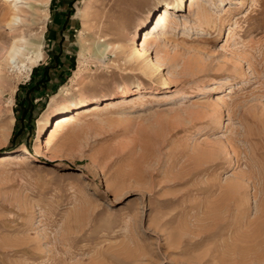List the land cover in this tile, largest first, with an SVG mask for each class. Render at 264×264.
Instances as JSON below:
<instances>
[{
  "label": "rangeland",
  "instance_id": "obj_1",
  "mask_svg": "<svg viewBox=\"0 0 264 264\" xmlns=\"http://www.w3.org/2000/svg\"><path fill=\"white\" fill-rule=\"evenodd\" d=\"M18 1L43 60L0 80V264H264V0H184L150 76L121 51L167 0ZM122 96L47 159L46 116Z\"/></svg>",
  "mask_w": 264,
  "mask_h": 264
},
{
  "label": "bare ground",
  "instance_id": "obj_2",
  "mask_svg": "<svg viewBox=\"0 0 264 264\" xmlns=\"http://www.w3.org/2000/svg\"><path fill=\"white\" fill-rule=\"evenodd\" d=\"M190 1L193 2L194 0H190ZM18 3H19L18 0H4L5 6L2 9V14L0 17L3 23L2 25L5 27L4 29L7 30V34H8L7 40L2 42V44L0 45V80H2L5 70L9 68L12 64L22 63L23 59H26L27 61H29L28 71L26 70V72L29 75V71L33 66H35V63H37L43 58L42 34L39 35V37L34 38L33 40L26 41L23 39L22 36H19L18 34L15 33V27L22 22V19L18 15V12L21 11V9L18 6ZM183 5H184V0L165 1L163 7H161L156 17L153 19L151 25L146 29V32L142 35L141 47L138 48L132 46L127 48L126 51L125 50L121 51L125 59L124 62L129 64L130 62L133 63L136 62L137 64H140L142 67V73H144L147 76L156 73L159 70V63L158 61L156 63H153L151 60L149 61L146 60L147 57L144 56V54L147 53L148 51L147 46L149 45L150 40H153V38L159 32L163 31L166 28L172 14H174L176 11H179ZM43 6L46 9V7L48 6V0L43 4ZM45 9H43V12L45 11ZM47 16L48 14L44 13L45 19L47 18ZM41 20L42 17H39L38 21L40 22ZM187 31H189V29ZM1 34H3V32ZM106 48L107 46H105L103 50L98 52L99 55H101V57H104V51L106 50ZM119 48H124V47H119ZM94 54H97V49H94ZM139 58H141V60H137ZM167 83L168 81L166 77L160 78V82H159L160 87L162 88L166 87ZM1 88H2V84L0 81V93H1ZM126 99L127 97L122 96L117 99L105 100L103 101V103H90V104H88L89 100L88 103H86L85 101L86 99H85L79 103L80 105L78 104L71 105L73 106V108H67L65 111L61 113V115L56 117L50 123L48 121L49 118L46 116L42 121L44 123L43 128L49 126V128L46 131L47 134L43 143V147L45 148L47 153V159L51 160L54 157V140H55V135L57 134L56 132L58 131L59 128L63 126L67 127V125L70 124L73 125V123L79 121L83 117L95 113L99 110L111 109L122 106L126 102ZM102 104L103 106H101ZM1 106L3 105H1V100H0V113L2 109ZM7 110L8 109H6L5 112ZM11 121H13V118H11ZM11 158H13L12 153L3 154L0 156V163L5 162L7 160L9 161Z\"/></svg>",
  "mask_w": 264,
  "mask_h": 264
},
{
  "label": "trees",
  "instance_id": "obj_3",
  "mask_svg": "<svg viewBox=\"0 0 264 264\" xmlns=\"http://www.w3.org/2000/svg\"><path fill=\"white\" fill-rule=\"evenodd\" d=\"M11 140H13V137L11 138Z\"/></svg>",
  "mask_w": 264,
  "mask_h": 264
}]
</instances>
